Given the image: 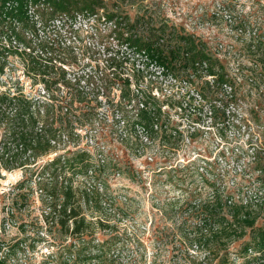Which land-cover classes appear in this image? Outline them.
<instances>
[{"label": "rangeland", "instance_id": "rangeland-1", "mask_svg": "<svg viewBox=\"0 0 264 264\" xmlns=\"http://www.w3.org/2000/svg\"><path fill=\"white\" fill-rule=\"evenodd\" d=\"M94 1L91 13L60 16L62 23L48 21L47 5L32 8L33 20L17 24L19 39L13 37L11 43L4 29L0 31L1 91L11 90L43 105L51 96L65 95L57 83L61 66L71 76L88 63L99 64L111 80L105 95L77 98L71 126L80 135L57 150L67 156L89 150L94 171L79 172L73 185L80 193L86 187L94 191L92 201L82 203L91 232L64 238L53 225L47 228L43 223L38 183L51 171L43 174L55 154L35 158L20 151L8 161L1 157L0 242L23 244L9 262L43 264L53 254V264H95L100 246L113 238L105 257L109 264H216L214 245L196 244L195 238L199 226L211 231L218 224L201 223L206 219L195 211L196 201L211 200L214 193L222 204L229 196L242 200L247 189H261L256 181L260 170L264 176V165L255 166V156L264 158V85L252 80L262 76L256 64L261 63L258 50L264 44V0ZM32 21L39 23L34 26ZM131 33L149 38L154 34L150 41L159 36L166 47L179 50L188 41L198 42L210 62L215 60L217 72L237 78L234 97L227 101L229 87L200 71L184 69L177 77L171 75L172 67L186 66L183 61L168 68L151 63V73L141 75L138 70L146 58L124 42ZM128 77L133 92L152 86L162 108L165 142L145 139L139 126L140 139L133 132L125 140L116 114L120 115L118 102ZM136 104L134 99L124 111ZM8 121L0 126V154ZM102 159L104 165L99 164ZM196 166L201 168L197 171ZM66 173L72 176L71 170ZM259 196L256 225L264 226V189ZM251 234L248 229L229 245L232 264H264L259 252L245 251Z\"/></svg>", "mask_w": 264, "mask_h": 264}, {"label": "trees", "instance_id": "trees-1", "mask_svg": "<svg viewBox=\"0 0 264 264\" xmlns=\"http://www.w3.org/2000/svg\"><path fill=\"white\" fill-rule=\"evenodd\" d=\"M40 2H45L46 4H38ZM94 2V0H0V31L4 29V33L8 35L11 43L13 37L19 39L17 24L23 25L31 22L32 14L30 13L34 7L47 5L50 8L48 21L54 22L63 15L74 17L77 13H91L95 8ZM33 11L35 16V9ZM58 21L62 23V20ZM38 23L39 21L34 22V26ZM45 23L43 26H46ZM153 37L156 38L154 34L149 38L138 36L137 33H131L130 36L128 34L124 38V42L131 47L134 54L146 58L147 66L154 63L167 66L168 68L170 64L183 61L186 66L181 67L178 65L179 67H172L171 71H169L171 75L177 77L180 71H184V69H192L194 73L200 71L202 76L208 75L213 77L212 82L220 83L222 87H229L230 92L226 96L227 101H230L234 97V88L238 84L237 78H234L233 75L230 76L226 71L222 74L217 72L215 70V60L210 62L211 58L204 53L198 42L188 41L187 43L186 41L187 44H185L184 48L182 47L183 50H179L178 48H172V46L166 47L163 42L164 39L159 36L155 42L150 41L149 39H153ZM162 45L168 48V50H165L166 48H163ZM259 48L261 63H257L256 65L262 69L260 72L262 76L252 80L260 87L261 83L264 85V44H261ZM180 56H183V58H178ZM1 59L0 56V72H3L4 64ZM146 64H143L142 70H138L141 72V75L144 72L151 73L149 72V66L144 67ZM199 65L204 69H200ZM134 75L137 76L136 73ZM59 76L61 80L57 83L60 82L65 88L63 91L65 95L59 96L58 94V96H51L49 101L44 102L43 105L23 100V96L16 94L14 91L0 90V126L3 125L4 119L9 120L8 123L4 124V140L1 147L0 161L1 157L8 161L14 155H18L20 151L30 152L35 158L48 156L51 153L56 155L55 158L51 159L44 166L46 170L43 174L48 169L51 171H48L46 173L47 176L40 179L38 183L44 209L42 219L47 228L53 225L64 238H73L91 232L92 222H89L83 213L82 203L91 202V195L94 194V191L90 187L84 188L81 190L82 193H80L78 188L74 187L73 179L75 175L82 171L87 175L93 173L94 163L91 162V156L87 149H81L73 156H67L62 152L58 153L59 151L57 150L61 143H69L72 138L80 135L71 126L72 117H75L76 114L73 105L77 101V98L81 99L84 96L87 98L92 94L98 97L101 93L105 95V91L109 88L111 80L99 64L92 65L90 63L83 67L82 72L71 76H69L67 68L61 66ZM130 79L128 77L123 81L125 82V86L122 88L121 97L118 102L120 115L116 114L118 127L122 129L121 132L125 140H130L133 132L135 133V139L138 138L139 140L140 134L137 132V127L139 126L138 131L143 132L145 139L153 140L158 137L160 141L165 142L167 135L164 133L166 130L163 133V130H161L163 129V123L160 122L162 108L156 101L152 86L149 89V84H146L148 90L139 86L133 92L131 89L132 81ZM59 90H61L60 87ZM134 99H137L136 107L124 111L128 105H131ZM124 101L127 102L125 103ZM214 110V107L209 109L211 114ZM48 121L51 123H48ZM159 123H161V126ZM68 125H70V128H68ZM261 160H264V158H258L257 160L255 156L256 167L264 165ZM104 163L103 159L101 163L99 162L100 165H104ZM199 168L201 167L196 166L197 171ZM67 170L72 171L71 177L66 176ZM77 170L79 171L76 172ZM262 173L263 171L260 170L256 181L259 182V188L264 189V176H262ZM20 185L22 186L24 183ZM261 189L255 192L247 189L246 197L239 201L234 199L233 196H229L230 198L224 204L216 198L215 193L211 196V200L201 199L196 201L195 211L197 213L201 212V215L205 216L206 219L205 222L201 223L212 220L218 224V228L211 231L205 229V226H199L196 230H199L200 233L197 239L195 238L198 241L196 244L207 243L208 245H214V251L218 259L216 264H232L228 250L229 245L233 241L244 237L248 229H250L252 234L245 251L247 253L249 251L259 252L260 258L264 259V226L256 225L261 214L258 208L260 206L256 204L261 199L259 196ZM225 210L227 214L224 212ZM98 224L103 225V222L99 221ZM112 239L110 238V240L100 246L99 260L95 264H109L105 257H107V251L110 249ZM22 245L21 242H15L8 246V244L0 242V264H10L8 257L13 258L20 251V246ZM6 250L10 252L6 254ZM3 251L5 255H1ZM51 257H53V254L47 256L43 264H53ZM59 264L68 263L63 262Z\"/></svg>", "mask_w": 264, "mask_h": 264}]
</instances>
